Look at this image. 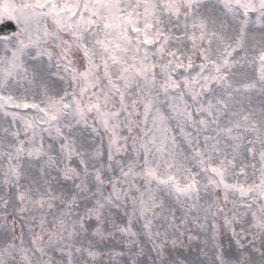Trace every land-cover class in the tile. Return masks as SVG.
<instances>
[{"label": "snow or ice", "instance_id": "6c2138e0", "mask_svg": "<svg viewBox=\"0 0 264 264\" xmlns=\"http://www.w3.org/2000/svg\"><path fill=\"white\" fill-rule=\"evenodd\" d=\"M0 264H264V0H0Z\"/></svg>", "mask_w": 264, "mask_h": 264}]
</instances>
